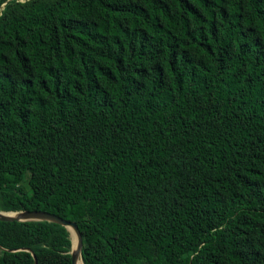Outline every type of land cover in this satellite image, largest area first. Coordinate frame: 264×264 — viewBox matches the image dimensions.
Listing matches in <instances>:
<instances>
[{
    "label": "trees",
    "instance_id": "obj_1",
    "mask_svg": "<svg viewBox=\"0 0 264 264\" xmlns=\"http://www.w3.org/2000/svg\"><path fill=\"white\" fill-rule=\"evenodd\" d=\"M76 222L83 264H264V0H0V210ZM0 220V264H71Z\"/></svg>",
    "mask_w": 264,
    "mask_h": 264
},
{
    "label": "water",
    "instance_id": "obj_2",
    "mask_svg": "<svg viewBox=\"0 0 264 264\" xmlns=\"http://www.w3.org/2000/svg\"><path fill=\"white\" fill-rule=\"evenodd\" d=\"M0 220L2 221H48L60 224L66 227L70 233L71 238V264H78L79 257H81L82 249V235L79 228L74 221L64 219L54 213H50L45 210L33 209V210H20V211H1ZM34 264L36 259L34 256Z\"/></svg>",
    "mask_w": 264,
    "mask_h": 264
},
{
    "label": "bare ground",
    "instance_id": "obj_3",
    "mask_svg": "<svg viewBox=\"0 0 264 264\" xmlns=\"http://www.w3.org/2000/svg\"><path fill=\"white\" fill-rule=\"evenodd\" d=\"M78 264H83L81 257H79Z\"/></svg>",
    "mask_w": 264,
    "mask_h": 264
}]
</instances>
